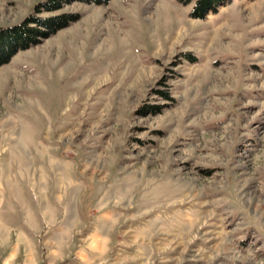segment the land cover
Wrapping results in <instances>:
<instances>
[{
	"label": "rangeland",
	"instance_id": "obj_1",
	"mask_svg": "<svg viewBox=\"0 0 264 264\" xmlns=\"http://www.w3.org/2000/svg\"><path fill=\"white\" fill-rule=\"evenodd\" d=\"M48 1L0 0L74 16L0 65V264H264V0Z\"/></svg>",
	"mask_w": 264,
	"mask_h": 264
},
{
	"label": "trees",
	"instance_id": "obj_2",
	"mask_svg": "<svg viewBox=\"0 0 264 264\" xmlns=\"http://www.w3.org/2000/svg\"><path fill=\"white\" fill-rule=\"evenodd\" d=\"M64 0H49L46 7L49 10L58 9ZM180 4L193 3L190 16L203 19L208 12H216L217 6L224 0H177ZM74 16H56L40 19L28 17L22 24L0 30V65L5 64L19 50H24L37 44L41 38H46L58 29L65 27ZM33 25V26H29Z\"/></svg>",
	"mask_w": 264,
	"mask_h": 264
}]
</instances>
